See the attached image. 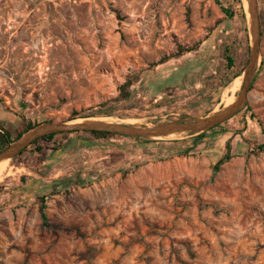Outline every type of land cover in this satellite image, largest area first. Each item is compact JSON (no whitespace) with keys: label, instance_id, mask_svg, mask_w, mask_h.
Listing matches in <instances>:
<instances>
[{"label":"rangeland","instance_id":"obj_1","mask_svg":"<svg viewBox=\"0 0 264 264\" xmlns=\"http://www.w3.org/2000/svg\"><path fill=\"white\" fill-rule=\"evenodd\" d=\"M256 2L260 62L247 102L187 154L190 139L73 132L56 136L62 144L46 156L29 144L7 159L0 264H264V151L250 152L264 142ZM228 6L237 9L233 0H0V123L16 132L102 102L115 114L88 117L144 124L220 108L233 81L221 87L215 76L222 49L241 38ZM129 74L138 77L124 101L118 87ZM227 139L233 156L214 170ZM64 176L83 182L52 189Z\"/></svg>","mask_w":264,"mask_h":264},{"label":"water","instance_id":"obj_2","mask_svg":"<svg viewBox=\"0 0 264 264\" xmlns=\"http://www.w3.org/2000/svg\"><path fill=\"white\" fill-rule=\"evenodd\" d=\"M247 1L249 19L247 18L243 3L242 6L246 16L249 38L248 60L239 75L241 77L240 88L234 96V100L232 102L225 104L218 109H212L204 115L196 117L144 124L107 121L95 117H85L79 120L70 119L68 121L43 122L36 124L31 129L24 132L20 137L8 143V145L0 151V161L12 158L14 155L21 152L27 145L31 144L33 140L49 133L71 131H107L126 136L165 139L170 136L195 135L209 130L215 125L231 118L246 104L247 95L260 62L261 30L257 2L256 0Z\"/></svg>","mask_w":264,"mask_h":264},{"label":"trees","instance_id":"obj_3","mask_svg":"<svg viewBox=\"0 0 264 264\" xmlns=\"http://www.w3.org/2000/svg\"><path fill=\"white\" fill-rule=\"evenodd\" d=\"M233 1L236 4V8H237L236 10L232 6L224 7L222 9H223L224 13L229 18L235 17L238 20V22L240 24L239 28H240L241 38L237 41L233 40V42L231 44L226 43L223 46L222 58L224 59V64L220 67L221 69H219L217 71V74L215 75L217 77V81L220 82L221 87L226 86L229 82H231L236 77H238L241 74V72H242V70H243V68H244V66L248 60L249 38H248V31H247V24H246V16L244 13V9H243L241 0H233ZM259 20H260V27H262L263 16L261 13L259 15ZM261 34H262V28H261ZM199 43H200V41H197L191 45L178 44L175 53H173L171 55L162 56L156 62V64H161V63L165 62L167 59H169L170 57L181 55L184 52L194 51L197 49ZM240 47L243 50L242 53L243 52L244 53H243V56H241V59L239 61H237L238 57H237L236 53L238 51V48H240ZM262 61H263V59H262ZM137 77H138L137 74H129L127 76V78L124 80V82H122L119 85V87H118L119 98H121L124 101L130 99V96H131L130 86L137 79ZM256 77H257V74L255 75L254 79H256ZM254 79H253V81H254ZM251 87H252V84H251L250 88ZM214 104H215V102H213L211 104V106L208 108L207 112L212 109ZM112 107L113 106H111L110 104H108L106 102H102L96 111L91 112L89 114L82 115L81 113L74 111L71 114L69 120L70 119H76L79 117H88V116H110V115L115 114ZM251 116H253V114H251ZM36 124H37V122L27 121V122L23 123L22 127L18 131L13 132L10 129H8L5 126V124L0 123V151L2 149H4L8 145V143H10L12 140H15L18 137H20L24 132L31 129ZM221 125H222V123L217 124L214 127L210 128L209 130H206L204 132H201V133H198L195 135L188 136L187 138H172V139H150V138H141V137H134V136L131 137V136L120 135V134H116L113 132H107V131L56 132V133H49V134L43 135V136L33 140L31 142V145H33V149L35 151H37L41 156H46L48 154V150L55 151L61 146L62 142L56 141V136L66 135V134L73 133V132H84V133H89L96 138L122 136V137H129V138L137 139V140L141 139V140L146 141V142L168 143V144H173V145L185 142L187 139H190L191 143H192L191 146L187 147L186 150H184V153L187 154L190 151V149H192L194 146L198 145L199 143H201L203 141V139L206 137L208 131L216 129V128H220ZM42 143H50V146L42 147ZM25 150L26 149H23L20 153H18L14 157L20 156ZM263 151H264V142H261V143L256 144L251 149L250 152L260 153ZM181 152H183V151H181ZM232 156L233 155L231 153L230 139H227L225 141L224 153L213 165L214 170H218L220 168V165H222L224 162L228 161ZM60 182H58L59 185L54 184V186H52V189H56L58 186L60 187L61 184H64L63 186H65V187H68V185H70V184L71 185H77L78 183L83 182V179L79 178V176H77L76 178H72V177L70 178V177L64 176L63 178H61ZM65 189H67L66 191H69L68 188H65ZM53 191H55V190H53ZM38 199H39L40 215H41L43 220H46V218H47V215H46V195H40Z\"/></svg>","mask_w":264,"mask_h":264},{"label":"bare ground","instance_id":"obj_4","mask_svg":"<svg viewBox=\"0 0 264 264\" xmlns=\"http://www.w3.org/2000/svg\"><path fill=\"white\" fill-rule=\"evenodd\" d=\"M242 3H243V6H244V9L246 11L247 18L249 19V14H248V11H247V9H248V1L247 0H242ZM240 83H241V77L239 76V77L235 78L230 83V85L227 87L226 94H225V96L223 98V102H225V104H228V103H230V102H232L234 100L235 91L240 86ZM7 163H8V160L7 159H4V160H1L0 161V179H1L2 175H3V173L6 170Z\"/></svg>","mask_w":264,"mask_h":264}]
</instances>
